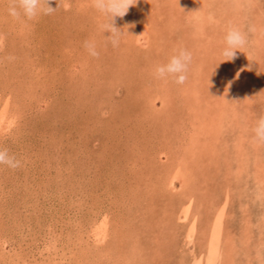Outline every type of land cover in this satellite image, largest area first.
I'll return each mask as SVG.
<instances>
[{"label":"rangeland","instance_id":"374dc122","mask_svg":"<svg viewBox=\"0 0 264 264\" xmlns=\"http://www.w3.org/2000/svg\"><path fill=\"white\" fill-rule=\"evenodd\" d=\"M13 2L0 149L21 166L0 165V264H264V0H138L116 48L92 0L34 20ZM230 25L256 31L223 62ZM180 48L185 84L157 79Z\"/></svg>","mask_w":264,"mask_h":264},{"label":"clouds","instance_id":"9594fccd","mask_svg":"<svg viewBox=\"0 0 264 264\" xmlns=\"http://www.w3.org/2000/svg\"><path fill=\"white\" fill-rule=\"evenodd\" d=\"M92 3L93 7L106 18V21L99 25L100 30L104 34L110 33L109 36H105L106 39L113 48L118 47L125 34L116 26V18L125 17L130 8L136 6L138 0H92ZM56 8L51 7V0H14L8 11L13 18L20 19L23 16L27 20H34L40 15H51ZM255 31L254 27H249L246 32L238 26L230 25L226 31L225 47L221 53L224 58L223 62L234 60L237 50L240 51L248 45V33ZM84 47L91 57H99L100 52L94 40L85 41ZM192 59L193 56L190 51L180 48L168 63L155 68L154 75L157 79L167 80L171 78L175 83L183 85L188 79ZM254 132L255 141L264 144V117L256 122ZM0 165H7L9 168L16 169L21 166V161L10 155L7 149H0Z\"/></svg>","mask_w":264,"mask_h":264}]
</instances>
